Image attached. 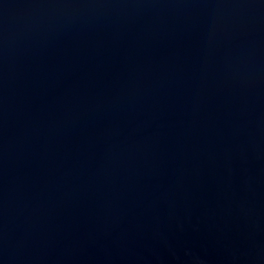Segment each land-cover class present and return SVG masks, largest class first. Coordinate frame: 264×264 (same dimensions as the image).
<instances>
[{
    "label": "water",
    "instance_id": "water-1",
    "mask_svg": "<svg viewBox=\"0 0 264 264\" xmlns=\"http://www.w3.org/2000/svg\"><path fill=\"white\" fill-rule=\"evenodd\" d=\"M0 264H264V0H0Z\"/></svg>",
    "mask_w": 264,
    "mask_h": 264
}]
</instances>
